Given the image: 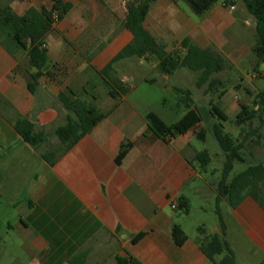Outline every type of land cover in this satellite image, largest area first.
Instances as JSON below:
<instances>
[{
    "label": "crops",
    "instance_id": "obj_1",
    "mask_svg": "<svg viewBox=\"0 0 264 264\" xmlns=\"http://www.w3.org/2000/svg\"><path fill=\"white\" fill-rule=\"evenodd\" d=\"M60 1L73 7L45 39L47 69L34 94L27 85L36 71L27 56L0 46V230L6 232L0 235V244L8 243L15 250L11 264H69L83 252L87 254L84 264H117L116 257H131L140 264H212L199 249L197 234L186 232L190 216L180 215L177 201L184 197L190 204L193 199L215 204L217 177L212 172L210 176L200 174L191 165L199 153L192 132L163 141L148 128V114L166 126L174 123L164 119L165 99H150L146 94H157L153 89L165 93L182 88L190 92L197 108L203 105L209 113L213 104L228 119H235L242 104L246 105L236 96L227 97L228 89L237 93L236 84L229 87L228 77L218 75L253 71L254 19L240 1H217L196 16L185 0H156L144 28L167 46V52H181L180 43L189 40L191 45L220 55L227 66L214 76L220 84L213 91L198 89L196 81L187 87L173 79L197 73L178 70L165 76L157 71L156 60L130 58L114 66L115 76L129 92L117 99L106 92L102 101L97 93L104 85L99 72L133 39L122 24L127 0ZM0 2V7H9L19 16L30 8L50 9L53 4V0ZM250 20L253 38L247 28ZM131 68L155 73V77H142L132 86V71L129 75L125 71ZM259 70L263 75L264 65ZM250 76L240 77L243 85L250 84ZM63 94L99 104L102 110L96 108L107 116L50 166L41 156L58 146L54 131L71 116L59 102ZM185 111L182 106L181 117ZM18 117L31 123L35 133L44 132L46 142L35 148L26 144L13 128ZM122 144L131 147L117 165ZM251 152L254 163L264 168V144ZM219 153L214 158L222 161ZM260 199L264 206V184ZM219 207L225 225L222 237L235 255V264H261L264 208L251 197L234 209L225 201ZM200 212H204L201 207ZM198 224L193 223V232ZM173 225L187 238L180 247L172 240ZM205 231L220 234L217 218ZM138 234L144 235L132 244Z\"/></svg>",
    "mask_w": 264,
    "mask_h": 264
},
{
    "label": "trees",
    "instance_id": "obj_2",
    "mask_svg": "<svg viewBox=\"0 0 264 264\" xmlns=\"http://www.w3.org/2000/svg\"><path fill=\"white\" fill-rule=\"evenodd\" d=\"M83 1V0H79ZM156 0H127L125 4L126 15L122 22L123 27L133 37L132 42L124 47L100 72L99 76L108 89V96L117 99L127 95L129 89L115 76L114 66L124 59H154L157 61V71L165 76H171L178 70H185L199 74L196 87L213 91L220 84L214 76L226 69L224 59L211 49H200L190 44L189 40L180 43L181 52H167V46L156 40L145 28L144 21L150 6ZM218 0H185V3L196 16L207 12ZM242 8L254 19V45L250 52L254 59L253 71L264 82L259 70L264 65V0H239ZM226 5V2H225ZM72 5L53 0L50 9H28L23 15L15 14L9 7H0V46L11 53L16 49L27 56L35 73L30 76L27 88L34 94L38 82L47 69V51L44 47L47 35L52 31L56 23L61 21L71 10ZM179 97V104L185 108V114L174 124L166 126L154 114L146 116L148 128L163 141L183 136L192 132L195 139L206 141V131L203 127V119L198 108L191 99L190 92L182 88H174ZM224 91L219 96L224 95ZM59 102L71 115L65 120V124L55 129L54 136L58 140V146L46 151L41 157L50 166L70 151L80 139L105 119L107 114L101 113L92 103H86L74 98L72 95H60ZM253 109L242 107L233 121L229 119L213 104L209 114L217 123L213 124L211 133L218 145L224 162L221 176L216 185L217 197L215 200L214 214L220 229V234L209 235L204 228H197V243L203 255L212 264H235L233 251L223 239L225 225L220 212V203L225 201L234 209L245 197H251L264 208L260 199L261 187L264 184V168L253 161L251 150L264 144V136L260 137L259 129L264 125V83L253 100ZM255 121L259 127L252 128ZM233 124L240 129L239 136L234 138L226 133L222 123ZM247 127L248 129H243ZM14 130L21 139L31 147H38L46 142L44 132H34V126L25 119L18 117L14 124ZM130 144H122L115 159L117 165L126 156ZM212 158L206 151L195 155L191 165L200 174H206ZM235 164H241L245 168L234 176L231 173ZM178 211L184 216L190 213V203L184 198L178 199ZM144 234H138L131 240L136 244ZM171 236L176 246H182L186 236L178 225H173ZM86 252L78 254L69 264H84ZM117 264H140L131 257H116ZM261 264H264V260Z\"/></svg>",
    "mask_w": 264,
    "mask_h": 264
},
{
    "label": "rangeland",
    "instance_id": "obj_3",
    "mask_svg": "<svg viewBox=\"0 0 264 264\" xmlns=\"http://www.w3.org/2000/svg\"><path fill=\"white\" fill-rule=\"evenodd\" d=\"M223 1H235L239 4V0H218L219 3L223 2ZM2 3V2H0ZM241 4V3H240ZM2 5V4H1ZM247 28L250 29L249 35L251 38H253V22L252 20H250L248 22V26ZM249 35L247 36L248 38ZM144 65V64H143ZM145 67H147V65H144ZM126 73H130L131 77L133 78V82H130V85H136L139 81L140 78L142 77H148L149 79H153L155 77V73L154 74H150L148 71H145L144 69H139V70H135L131 68V70H125ZM260 72L262 73V71L260 70ZM247 73H250V84L248 85H243V83L240 81V77H247ZM229 73H223V75H218L219 78H224L223 76H227V84L229 85V87H231V85L234 83L236 84V88H234V90L237 92L236 94H234L231 89H228V96L230 98H233L234 96H236L237 99H239L241 102L245 103L246 107H248L249 109H253L254 105H253V100L256 96V94L258 93V91L261 89V87L263 86V81L260 80L261 75L259 76L257 73H255L254 71L251 72H246V70L241 71L240 74H232V76L228 75ZM253 76H255V78H253ZM129 78V76H127ZM127 78V79H128ZM198 75L197 74H189V75H178V77L176 79H173L174 81L177 80L178 82H180L182 85L187 86L190 83H193L194 81H197ZM229 78L233 79V82L230 81ZM172 80V81H173ZM155 92H157V94H146V97L150 98V99H155L156 97H160L165 99L166 104L165 107L166 109H164V119L166 121V123H175L178 121L180 116V111L182 110V106L180 104H178L177 102V94L174 91H169V92H165L163 93L161 89H153ZM108 92V89L104 86L101 85L99 86V88L97 89V93L101 96V100H105V93ZM216 101V98H215ZM95 107H97L100 111L102 110L101 106L98 105H94ZM219 106V104L217 105ZM242 106L244 107V105L242 104ZM198 110L201 114V117L204 121V123L206 124L205 126V131H206V141L205 142H200L197 141L196 139L194 140V144L197 146V150L199 152L202 151H206L208 152L212 158L214 159L212 166H210L207 170V175L210 176L211 172H212V176L217 177V180H219L220 176H221V171H222V163L224 162V159L222 161H220L219 159L221 158H214V156L220 152L215 140L213 139L212 133H211V127L213 124L217 123L216 119H213L211 116H209L210 114L208 113L207 109H205V107L203 105L198 107ZM229 117H231V114H228ZM233 119H229V121H233ZM224 130L226 133H232L235 136H239V132L240 129L236 128L233 124H229V122L227 123H222ZM259 127V122L255 121L252 125V128H257ZM243 129L247 130V127H244ZM259 134L260 137L264 136V125L262 127H260L259 129ZM51 142H56L55 138H51L50 139ZM260 147V146H258ZM256 147H254L251 151H253ZM221 153H219L220 156ZM245 166L241 165V164H235L234 165V169L231 173V176L236 175L237 173H239L240 171H242V169H244ZM200 207L203 209L204 212H200ZM214 209H215V204L214 202H200L197 199H193L191 201L190 204V213H189V219H186V223H185V229L186 232L191 235L192 233H196L197 232H193L192 229V225L193 223H199V227L204 228V226H202V224L205 225V230L206 227L210 230L213 225L216 223V217L214 215ZM180 215H182L180 213ZM183 216V215H182ZM0 235L5 236L6 232L3 230H0ZM15 250H13L12 248L9 247L8 243L6 244H0V264H11L10 261H12V257L14 255Z\"/></svg>",
    "mask_w": 264,
    "mask_h": 264
},
{
    "label": "built area",
    "instance_id": "obj_4",
    "mask_svg": "<svg viewBox=\"0 0 264 264\" xmlns=\"http://www.w3.org/2000/svg\"><path fill=\"white\" fill-rule=\"evenodd\" d=\"M230 10H234V8L231 7ZM253 78H255V76H253ZM172 208L175 209V205Z\"/></svg>",
    "mask_w": 264,
    "mask_h": 264
}]
</instances>
